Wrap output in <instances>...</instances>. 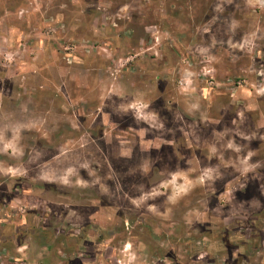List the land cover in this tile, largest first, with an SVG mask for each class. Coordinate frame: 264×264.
I'll return each mask as SVG.
<instances>
[{"label":"rangeland","instance_id":"rangeland-1","mask_svg":"<svg viewBox=\"0 0 264 264\" xmlns=\"http://www.w3.org/2000/svg\"><path fill=\"white\" fill-rule=\"evenodd\" d=\"M0 264H264V0H0Z\"/></svg>","mask_w":264,"mask_h":264}]
</instances>
